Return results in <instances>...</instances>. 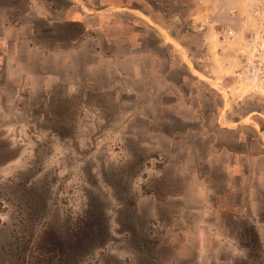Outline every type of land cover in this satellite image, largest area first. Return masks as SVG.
Masks as SVG:
<instances>
[{
    "label": "rangeland",
    "instance_id": "374dc122",
    "mask_svg": "<svg viewBox=\"0 0 264 264\" xmlns=\"http://www.w3.org/2000/svg\"><path fill=\"white\" fill-rule=\"evenodd\" d=\"M9 1L20 2L10 12L20 17L25 0H0ZM35 24L34 40L48 49L84 30ZM9 58L12 68L0 65V264H264V197L240 210L230 200L245 197L232 195L239 190L227 188L225 172L195 164L211 137L184 140L187 128L195 136L202 125L230 136L216 125L219 108L229 112L221 125L251 133L254 117L264 129L262 96L247 97L239 85L222 101L191 79L186 87L203 92L205 114L185 120L167 115L171 93L157 102L115 100L84 80L70 92L41 83L36 56L31 67ZM137 107L153 114L136 115Z\"/></svg>",
    "mask_w": 264,
    "mask_h": 264
},
{
    "label": "crops",
    "instance_id": "0c3cea01",
    "mask_svg": "<svg viewBox=\"0 0 264 264\" xmlns=\"http://www.w3.org/2000/svg\"><path fill=\"white\" fill-rule=\"evenodd\" d=\"M161 2L25 0L20 17L10 14L20 2H0V61L6 62L0 65L12 68L9 57L15 53L21 63L17 66L31 67L36 56L34 66L41 70L42 84H64L68 85L66 90L74 92L82 85L79 80H84L90 89L113 92L115 100L134 94L135 101L157 102L171 93L174 103L168 108L174 109L167 115L185 120L187 116L199 118L205 114L200 107L205 98L203 92L186 87L191 79L210 85L222 101L227 96L231 98L230 90L239 85L249 89L247 95L243 93L247 97L264 98V82L247 83L240 76L244 65L252 61L256 40L264 41V12L256 13L257 9H264V0H167L166 7ZM36 20L44 21L52 32L55 25L64 24L68 29L81 24L84 30L72 36L67 46L61 43L48 49L47 44L33 38L37 33ZM128 24L133 27L131 32ZM116 26L120 28L118 32ZM148 36L154 40L153 45ZM160 48L167 50V56L161 55ZM198 50L202 58L194 56ZM2 51L6 60L1 59ZM53 68L61 69L62 76L51 74ZM193 103L197 106L191 109ZM137 109L136 115L153 114L144 107ZM218 111L214 112L220 113L216 125L223 132H232L230 136L222 137L218 129L201 124L195 136L187 128L184 140L211 137L204 157L195 154V164L209 173L225 172L227 188L239 190L232 195L245 197L230 202L240 203V210L242 207L244 211L264 197V129L254 117L253 123H246L251 133L244 131L243 124L221 125L226 109ZM260 115L264 116V112ZM235 179L236 185L231 183Z\"/></svg>",
    "mask_w": 264,
    "mask_h": 264
},
{
    "label": "built area",
    "instance_id": "2783aa9c",
    "mask_svg": "<svg viewBox=\"0 0 264 264\" xmlns=\"http://www.w3.org/2000/svg\"><path fill=\"white\" fill-rule=\"evenodd\" d=\"M264 9H257L256 13H263ZM252 61L246 63L241 71V78L247 82H264V41L259 38L253 45Z\"/></svg>",
    "mask_w": 264,
    "mask_h": 264
}]
</instances>
